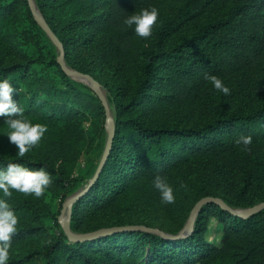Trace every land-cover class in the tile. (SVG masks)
<instances>
[{
    "label": "trees",
    "instance_id": "16d2710c",
    "mask_svg": "<svg viewBox=\"0 0 264 264\" xmlns=\"http://www.w3.org/2000/svg\"><path fill=\"white\" fill-rule=\"evenodd\" d=\"M161 1L34 0L62 42L65 63L90 73L106 88L114 121L104 165L72 203L74 232L154 226L132 217L162 203L153 186L156 175L173 189L175 202L163 203L165 210L173 217L185 214L174 224L175 233L202 196H220L233 207L264 201L263 0H180L164 11ZM152 7L158 9V19L148 38L123 24ZM57 54L28 0H0V81L7 79L16 90L12 99L24 118L48 129L23 158L6 135L0 142V170L9 163L30 170L43 167L52 179L46 189L62 201L80 191L96 169L101 154L95 155L96 138L84 123L95 131L105 112L95 92L63 71ZM204 73L220 78L230 94L215 90ZM187 106L198 110L195 122L171 116ZM0 119L4 124L6 118ZM240 135L251 136L249 151L235 144ZM82 153L87 157L80 164ZM10 191L9 198L0 192V199H6L18 219L11 243L45 240L7 264L264 262V208L240 216L206 202L184 236L123 229L71 241L58 220L46 219L50 210L42 196ZM210 217L222 224L219 243L205 236Z\"/></svg>",
    "mask_w": 264,
    "mask_h": 264
},
{
    "label": "clouds",
    "instance_id": "9594fccd",
    "mask_svg": "<svg viewBox=\"0 0 264 264\" xmlns=\"http://www.w3.org/2000/svg\"><path fill=\"white\" fill-rule=\"evenodd\" d=\"M158 19V9H141L123 20L127 27L134 26V32L141 38H148ZM204 79L209 81L213 88L225 95L230 94V89L216 75L204 73ZM16 91L7 79L0 81V117H5L4 124L9 131L7 138L16 149V155L23 158L31 148L36 146L48 130L44 124H33L23 116V109L12 99ZM252 143L251 136L240 135L235 144L242 145L243 151H249ZM52 184L50 174L41 167L39 170H30L17 163H9L6 169L0 170V192L5 198L12 195V191L41 197L45 189ZM153 186L159 192L161 202L174 203L172 187L160 175L153 179ZM18 219L6 199H0V264H7L12 236L16 233Z\"/></svg>",
    "mask_w": 264,
    "mask_h": 264
},
{
    "label": "water",
    "instance_id": "95a60500",
    "mask_svg": "<svg viewBox=\"0 0 264 264\" xmlns=\"http://www.w3.org/2000/svg\"><path fill=\"white\" fill-rule=\"evenodd\" d=\"M30 9L34 15V18L38 22V24L42 27V29L46 32V34L49 36L50 40L56 45L59 53L57 55V61L60 64L61 68L63 71L71 76L72 78L76 80L83 81L87 83L89 86L92 87L94 90L95 94L98 96L101 104L103 105L104 112H105V122L108 124L107 126V136L104 144V148L101 153V157L99 159V162L96 166V169L91 176V178L88 180L87 184L78 192H75L74 194L68 196L65 198L62 202V207L61 211L58 216V221L61 224L63 232L67 235V238L71 241H76V240H83L87 238H92L94 236L100 235V234H105L108 232H113L116 230H123V229H137V230H148V231H153L161 234L162 236L165 237H180L188 234L193 227V223L196 217V214L200 207L206 203V202H214L218 205H220L222 208L230 211L231 213L235 215H240V216H247L250 213H253L261 208H264V201H260L257 203H254L252 205L246 206L244 208H236L228 203H226L220 196H213V195H205L200 197L191 207L188 217L184 223V225L176 232V233H169L166 232L165 230L157 227V226H149L146 224H123V225H112V226H103L99 227L94 230H89L85 232H74L70 228V212H71V206L73 201L78 198L80 195H82L88 187L92 184V182L96 179L98 176L102 166L104 165L106 158L108 156L112 139H113V134H114V121L113 118L110 116L109 113V108H108V103L106 100V97L101 89V84L100 82L95 79L90 73L88 72H83L80 70H76L68 66L65 61H64V48L62 45V42L59 40V38L56 36V34L53 32V30L50 28V26L47 24V22L44 20L42 15H40L39 10L36 8V4L34 3V0H28Z\"/></svg>",
    "mask_w": 264,
    "mask_h": 264
},
{
    "label": "rangeland",
    "instance_id": "374dc122",
    "mask_svg": "<svg viewBox=\"0 0 264 264\" xmlns=\"http://www.w3.org/2000/svg\"><path fill=\"white\" fill-rule=\"evenodd\" d=\"M179 1L180 0H162L160 5H161L162 10L164 11L165 9H170L172 7H176L179 4ZM263 2H264V0H263ZM36 8H37V6H36ZM262 9L264 11V3H262ZM39 13H40V11H39ZM40 15H41V13H40ZM55 47H56V45H55ZM56 50L58 51L57 47H56ZM58 53H59V51H58ZM260 75H261V73H260ZM248 77L250 78L251 81H254V79L256 78V76L253 74L249 75ZM78 81H80V80H78ZM80 82H82L83 84L88 86L94 92L92 87L89 86L87 83H85L83 81H80ZM101 89H102V91L106 97V100L108 103V108H109V113H110V116L112 117V110H111L110 102L108 101L106 88L103 85H101ZM171 116L173 118H178V119L184 118V119H188L190 122H195L199 118L200 114L195 107L187 106V107H181V108L174 109L173 112L171 113ZM90 121L94 122V119H92V117L91 118L89 117L88 122H90ZM84 124H85V128H86L87 133L91 136H95V138H96L95 155L97 156V155L102 153V150L104 148V144H105V140H106V136H107L108 124L105 122V118H103L101 125L98 127V129L95 128V131H94V128L92 127L91 124L88 125L86 122ZM6 130L9 131L7 126L1 122L0 123V142L5 140V136L7 135V134H5ZM7 143L9 146L16 149V147L13 144L9 143L8 140H7ZM86 157H87V153H82L80 155V157L78 158V162L80 164L85 163ZM167 183L169 184V182H167ZM72 194H74V193H72ZM72 194H69L68 196H70ZM41 202L46 203L49 207L50 212L48 213V218L46 217L48 222H51L53 220H58V216H59V213L61 211L63 200L61 201V199L59 197H57L56 194L53 191H51V189H45V192L41 198ZM244 207H246V206H236V208H244ZM184 215H182L180 217H173L169 211L165 210L163 203H159V204H157V206L153 210L144 209V208L137 210L136 213L133 215L132 219L135 220L136 222H139V221L144 219L146 222H148L154 226H157V227L160 226L166 232L175 233L173 231V229L175 228L174 224H177V223L179 224V220L181 218H183ZM184 223L182 222V225L180 226V228L184 225ZM180 224H181V222H180ZM54 225L55 224H51L49 229L54 230ZM59 225L61 226L60 222H59ZM180 228H178V229H180ZM222 234H223L222 224L220 222H218L214 217H210L208 220V225H207V229L205 232L206 238L208 240L219 243V241L222 237ZM44 240H45L44 236H42V237L38 238L35 245H28V244H30L28 242L27 243H23V242L11 243V247L9 250V258H19V257L24 256L26 253H30V251H33V249L37 248L39 244L41 245L44 242ZM32 253H34V252H32ZM261 264H264V262Z\"/></svg>",
    "mask_w": 264,
    "mask_h": 264
}]
</instances>
